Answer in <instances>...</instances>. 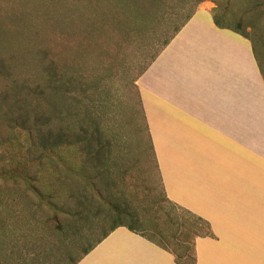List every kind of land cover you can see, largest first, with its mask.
I'll list each match as a JSON object with an SVG mask.
<instances>
[{
	"label": "rangeland",
	"instance_id": "rangeland-1",
	"mask_svg": "<svg viewBox=\"0 0 264 264\" xmlns=\"http://www.w3.org/2000/svg\"><path fill=\"white\" fill-rule=\"evenodd\" d=\"M217 7L264 76V0L202 1L192 11ZM189 11L185 0H0V63L20 93L14 114L27 118L8 124L17 97L0 102V264H70L111 226L63 240L46 196L73 207L67 191L97 185L133 210L149 237L185 218L162 192L134 82Z\"/></svg>",
	"mask_w": 264,
	"mask_h": 264
},
{
	"label": "crops",
	"instance_id": "crops-1",
	"mask_svg": "<svg viewBox=\"0 0 264 264\" xmlns=\"http://www.w3.org/2000/svg\"><path fill=\"white\" fill-rule=\"evenodd\" d=\"M172 205L208 223L196 264H264V76L250 42L198 10L135 82ZM77 264H176L118 227Z\"/></svg>",
	"mask_w": 264,
	"mask_h": 264
},
{
	"label": "trees",
	"instance_id": "trees-1",
	"mask_svg": "<svg viewBox=\"0 0 264 264\" xmlns=\"http://www.w3.org/2000/svg\"><path fill=\"white\" fill-rule=\"evenodd\" d=\"M202 1H212L216 3V0H187V1L185 0V3L188 5V10H190L191 12L189 11V13L186 15L185 20L173 31V34L167 40H165L159 52L154 56H152L150 62L146 65V67L139 74V76L148 68V66L157 57V55L161 52V50H163V48H165L169 44V42L184 26V24L190 18H192V16L195 14V13L193 14L192 10L198 3ZM212 20H213V24L217 28L231 30L229 26L221 23L218 7L212 12ZM240 35L246 38L242 33ZM6 73L7 70L5 66L2 63H0V78L2 80H6L7 78ZM14 89L15 87L11 89L8 86V81L6 80V87L4 89L3 94L0 95V102L6 101L9 97L15 96L17 97V101H16L17 105L8 107L7 111L3 115V118L4 121H6L10 125L15 124L17 122H21V124L25 125L27 122V118L24 116V114L22 112L14 114L15 110L17 109L22 111L21 108L22 104L20 99H18L20 98V93L14 94ZM35 118H36L34 122L35 129L32 130H36L38 133L39 130L38 121L40 117L37 116ZM20 127H22V125H20ZM93 129L94 132H98V128L96 124L95 126L93 125ZM146 131H147V127H146ZM34 134L35 133H31V137H34ZM38 135L39 133L36 134V138H38ZM54 138L56 141L60 140L59 142H62V139H60L59 136H55ZM32 140L33 139H31V141ZM150 149H151V145H150ZM14 167H18V165L14 164ZM23 176L24 175H19L16 178L22 179ZM67 192H68V200L73 199V207L68 206L67 204L68 201L66 203L60 204L58 202H54L55 199L54 196L52 198L46 196L50 200L48 201V204L50 207L51 214L54 217V219L57 220L56 229L62 236L63 240H66V237L68 236V234L66 233L76 232L75 230L79 232V230H81L80 228L84 230L87 229V231L92 232L93 230L102 226L105 221L110 220L112 222L108 230L104 231L102 235L99 238H97L93 243L83 248L81 255L75 260L72 259L70 264H77L95 246H97L103 239H105L109 235V233H111L113 230H115L118 227H125L129 231L139 234L148 241L157 245L159 248L169 252L170 254L173 255L176 264H196V254L194 249L196 240L198 238L211 236L210 228L207 222L183 209H180L183 212V214H185L184 216L185 218L182 217V218H175L173 219L174 221L171 220L174 226H176L171 234L168 233L165 234L160 229L157 228H150L153 232L152 235L149 237L143 234L144 230H148V229L142 225L137 214L128 207H119L117 205H113L115 203L109 200V197L106 195V193H104V190L102 191L100 188L97 187V185H93L92 190H87V189L79 190L76 194L75 193L72 194L69 191ZM51 200H53V202ZM109 205L111 206V209L105 210V206H109ZM113 206H115V208ZM61 215H63V217L59 218V216ZM134 224L138 226V230L134 228ZM82 240L83 238H79L76 243L79 244ZM61 246H67L66 242H63ZM67 255H69V253H67Z\"/></svg>",
	"mask_w": 264,
	"mask_h": 264
}]
</instances>
